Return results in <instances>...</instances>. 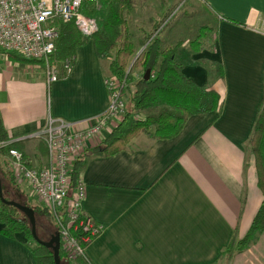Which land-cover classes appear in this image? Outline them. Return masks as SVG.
Wrapping results in <instances>:
<instances>
[{
    "label": "crops",
    "instance_id": "obj_1",
    "mask_svg": "<svg viewBox=\"0 0 264 264\" xmlns=\"http://www.w3.org/2000/svg\"><path fill=\"white\" fill-rule=\"evenodd\" d=\"M193 2L210 13L213 39L210 49L181 40L182 73L217 91L222 109L190 116L172 138L140 134L113 155L86 154L81 208L104 230L74 264H264V231L246 250L221 254L245 236L264 197L248 150L263 97L264 0ZM159 27L162 47L178 41L167 23ZM107 63L89 39L75 49L71 72L48 87L30 64L0 53L2 123L27 164L47 163L44 143L29 135L49 115L86 125L106 109ZM30 246L23 233L0 232V264H36Z\"/></svg>",
    "mask_w": 264,
    "mask_h": 264
},
{
    "label": "trees",
    "instance_id": "obj_2",
    "mask_svg": "<svg viewBox=\"0 0 264 264\" xmlns=\"http://www.w3.org/2000/svg\"><path fill=\"white\" fill-rule=\"evenodd\" d=\"M102 3L103 18L99 30L90 36H84L74 21L59 24L55 49L50 55L49 63L57 68L59 79L65 78L67 75L63 71L64 61L73 58L74 63L75 49L92 38L97 55L101 59L108 60L109 74L124 80L129 86L127 88L133 89L130 91V97H128L127 112L121 121L102 139L98 146L86 150L75 161L71 172L72 190L76 186L79 170L87 153L101 156L113 155L126 149L129 142L140 134H145L152 139L172 138L181 131L190 116L222 109V98L217 91L196 84L182 73L183 65L178 58V52L182 48L183 42L178 40L173 45L162 47L158 33L153 36L159 25H156V28L140 41L139 48L143 46L144 48L133 65L140 67L143 74L134 82L126 71L130 58L137 51V44L131 40L129 26V15L134 0H105ZM98 10L96 5L90 3H84L82 6V12L85 16L93 17ZM207 48L210 49L211 45H208ZM19 61L36 63L42 70L44 69V63L41 60L19 58ZM148 69L150 70L149 79L145 80L144 74ZM216 75L222 78L221 64L217 65ZM127 91L129 92V90ZM140 109L147 110L148 114L143 118H135L133 112ZM9 139L0 114V143ZM10 148H16V143L11 141L0 147V154L3 155ZM248 150L253 156L257 183L264 195V74L263 97L248 140ZM2 177H6L12 187H19L13 179L8 162L0 156V179ZM3 197L8 200L4 195ZM23 205L32 207L35 214L38 209L46 214L50 220L52 219L51 228H53L54 233L56 232V225L47 208L42 205L30 206L26 203ZM0 225V232L4 236L13 238L15 234L23 233L27 242H29L28 240L34 241L31 226L26 216L19 209L4 203L1 199ZM51 228L45 227L44 235L49 234ZM36 229L39 232L37 222ZM263 231L264 197L245 236L239 240L233 238L221 254L231 255L246 250ZM40 239L46 240L47 238L41 237ZM35 243L36 245L30 246V248L36 264H55L51 249ZM88 244L84 245L87 246ZM59 258L61 264H74L67 260L62 248L59 249ZM80 259L82 258L77 259V261ZM79 264L85 263L81 260Z\"/></svg>",
    "mask_w": 264,
    "mask_h": 264
},
{
    "label": "built area",
    "instance_id": "obj_3",
    "mask_svg": "<svg viewBox=\"0 0 264 264\" xmlns=\"http://www.w3.org/2000/svg\"><path fill=\"white\" fill-rule=\"evenodd\" d=\"M103 1L105 0H0V53L43 61V76L49 87L59 79L57 68L49 63L50 55L55 49L59 24L74 21L84 36L94 34L99 30L100 23L94 16H85L82 6L84 3L97 6ZM155 34L157 31L153 36ZM143 48L144 46L135 57ZM72 67L73 58L64 61L63 71L66 75L71 72ZM104 82L109 103L89 123L79 125L49 115L45 124L29 135L44 143L47 151L46 165L30 166L23 153L16 148L0 154L8 162L16 184H24L30 196L51 214L59 235L60 248L71 263L84 258V244L90 243L104 230L102 224L82 211L85 186L80 178L75 188L71 189L73 165L85 153L88 142L102 137L105 131L110 130V127L113 129L124 117L125 81L109 74ZM10 142H2L0 147Z\"/></svg>",
    "mask_w": 264,
    "mask_h": 264
},
{
    "label": "rangeland",
    "instance_id": "obj_4",
    "mask_svg": "<svg viewBox=\"0 0 264 264\" xmlns=\"http://www.w3.org/2000/svg\"><path fill=\"white\" fill-rule=\"evenodd\" d=\"M103 3L97 5L98 11L94 17H96L98 23L101 22L103 18ZM167 23V30L170 29L177 31V37L175 40H187L190 41H201L200 45L208 46L210 43V39H213V33L211 30L207 29L209 23H211L210 13L206 10V8H201L199 5H196L193 0H134L133 8L129 15V26L131 33V40L137 44V51L141 49L139 48L140 41L145 35L149 34L153 29H155L156 25H161L159 28H163ZM92 39V38H91ZM93 40V39H92ZM136 53L133 57L130 58L128 66L126 68L127 73L132 77L135 82L139 78H141L143 72L140 67L134 66V62L137 57H135ZM140 54V53H139ZM12 56L14 59L19 60L21 58L15 54H8ZM104 62L107 63L106 59H103ZM32 68V72L34 74H43V70L39 68L36 63H28ZM214 72L217 71V64L213 63ZM129 87L126 84V88ZM133 88H127L129 92L124 90V99H125V113L127 112L128 100L130 97V91ZM152 111V110H151ZM148 114V111L145 109L135 110L133 115L137 118H143ZM112 130V127H110ZM1 187L3 195L9 200L14 201L19 204H28L30 206L41 205L37 200L30 196L29 192L24 189V186L12 187L6 177L1 178ZM34 199V200H32ZM43 206V205H42ZM36 222L38 223L37 234L40 238L49 239L50 235L54 233L52 219L44 214L41 210H37L35 214ZM46 228H51L49 234L44 235L43 230ZM37 235V236H38ZM45 236V237H44ZM43 240V239H42ZM29 244L34 247L36 243L33 240H28Z\"/></svg>",
    "mask_w": 264,
    "mask_h": 264
},
{
    "label": "water",
    "instance_id": "obj_5",
    "mask_svg": "<svg viewBox=\"0 0 264 264\" xmlns=\"http://www.w3.org/2000/svg\"><path fill=\"white\" fill-rule=\"evenodd\" d=\"M150 70H146L144 74V79H149ZM0 199L9 205H12L19 209L28 219L30 226H31V234L35 242L39 243L40 245H43L47 248H50L53 253V259L55 264H61L60 258H59V249H60V241H59V235L57 231L50 235L48 240H42L37 236V229H36V219H35V212L32 207H29L27 205H22L19 203H16L14 201L6 200L3 197L2 193V187H1V179H0Z\"/></svg>",
    "mask_w": 264,
    "mask_h": 264
}]
</instances>
